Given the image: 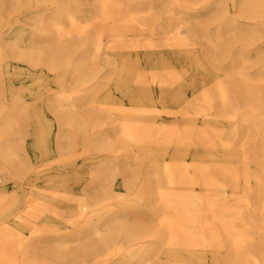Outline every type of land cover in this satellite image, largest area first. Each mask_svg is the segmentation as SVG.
<instances>
[{"label":"bare ground","instance_id":"obj_1","mask_svg":"<svg viewBox=\"0 0 264 264\" xmlns=\"http://www.w3.org/2000/svg\"><path fill=\"white\" fill-rule=\"evenodd\" d=\"M170 1L178 3L177 0ZM250 1L257 3V0ZM95 2L91 16L85 15L83 8L77 9L67 0L56 2L53 6L46 5L42 9L54 7L46 14L42 9H34L32 12H38L29 18V23L37 25L38 32L47 31L43 39L38 36V41L47 42L45 52L41 46L36 48V40L21 49L15 46L18 41L11 43L7 37L0 38V49L8 48L11 57L22 58L32 65L45 60L47 68L63 76L72 66L68 45L75 48L88 40L90 50L78 54L72 67L75 82L82 85L91 78V70L96 65L103 41L129 35L130 31H140L138 29L144 25L146 18H151L154 5L150 0ZM223 3L227 5L226 1ZM243 4L248 5V1L244 0ZM30 5L31 0H17V12ZM260 6H264V0H261ZM177 20L178 15H174L172 22ZM238 27L237 21L229 22L224 35L229 38L237 31L238 38L243 40L246 30L239 28L240 31ZM89 28L92 29L91 36L87 34ZM252 30L256 34L257 29ZM20 35L14 36L16 40ZM32 35L31 31L25 34L27 37ZM203 35L206 42L214 50L217 49V38L208 36V30H204ZM217 36L220 37V34ZM162 39L161 43L176 46V39ZM222 41L224 45L234 42L224 38ZM109 43H106L109 51L105 52L112 65L109 81L85 89L78 87L69 95L60 91L52 101L60 123L71 135L66 147L70 149V145L89 139L79 153L81 168L73 169L74 175L68 174L67 170L52 172L44 177L48 183L43 190L45 194H32L38 198H59L57 203L61 205L70 203L76 219H79L76 222L73 218L71 224L76 228L68 231L70 243L75 242L70 244V248L65 243L39 247L40 241L32 238L30 222L19 218L9 225L0 226V264H95V259L101 256L102 246L118 237L121 243L131 241L132 244L129 257L119 256L114 264L128 261L129 264H264V136L236 135L237 131H246L245 126L254 121L241 119L239 129L236 126L225 129L223 125L216 126L207 117L219 108L221 111L215 110L216 115L233 118L243 95L251 99L261 89L264 92V63L259 73L249 79L231 72L235 67L245 65L244 53L247 51L240 46L232 53L225 50L227 64L224 66L218 63L204 65L198 54L190 50H178L169 62L162 63L142 51L154 46L133 45L121 51ZM177 46L187 48L183 43ZM255 50L258 59H264V43L256 46ZM154 81L158 84V97L152 91ZM103 84L108 87L101 88ZM112 86L128 100V104L110 91ZM187 86L199 91V104L194 113H183L193 118L202 112L206 117L202 126L195 127L191 119L178 123L157 121L150 116V112L157 111V102L164 111L174 113L166 108L183 99V89ZM77 90L87 91L85 103L94 104L86 116L77 110L79 105H85L82 99L77 101ZM105 111L113 115L108 116ZM227 121H234V125L238 122L234 118ZM103 124L109 126L104 130L100 128ZM114 128L112 134L116 143L110 133ZM256 139L260 143H256ZM4 148L7 149L1 148L3 154L0 156L9 161L14 154L13 149L10 145ZM257 148L260 150L257 151ZM91 149L113 151L114 154L100 162L98 158L94 160L89 152ZM197 151L213 154V160L209 164L197 162L187 167L166 159L174 155L192 156ZM138 153L151 154L148 158L150 166L144 170V179L136 188L147 209L144 220L139 222L135 218H123L119 214L123 211H118L120 205L117 204L104 206L105 217L97 215L95 212L102 207L98 205L112 195L115 187L127 195L136 186L132 176L136 170L126 168V165L131 159L139 161ZM251 154L263 165L258 170L259 175L255 176H259V186L252 182L255 177L248 165ZM73 156L69 153L66 163L63 157L64 164L78 157ZM246 198L248 201H245ZM195 200L204 201L200 203L203 207L201 212L191 207ZM165 204L169 206L165 208ZM3 208L0 205V214L4 212ZM35 208L58 213L59 207L41 204ZM121 208L127 209L128 205ZM129 209L130 213L137 211L133 207ZM107 263H110L109 259Z\"/></svg>","mask_w":264,"mask_h":264},{"label":"rangeland","instance_id":"obj_2","mask_svg":"<svg viewBox=\"0 0 264 264\" xmlns=\"http://www.w3.org/2000/svg\"><path fill=\"white\" fill-rule=\"evenodd\" d=\"M60 1L47 0L43 2L31 0V5L28 8L17 12V0H0V38L7 37L11 43L18 41V44H15V46L21 49L26 48L30 43L34 44L36 40L34 44L36 48L38 49L41 46L45 52L47 42L44 40L38 41V36L43 39L47 31L42 30L38 32L37 25L29 23V18L38 12H32L34 9L39 10L46 5L53 6L56 2ZM67 1L75 4L77 9L83 8L82 10L87 16L93 14L96 6L95 0ZM150 1L154 3L151 10V18H146L144 25H141L142 27L138 29L140 31H130L129 35L125 34L120 38L110 39L108 42L107 40L103 41L104 43L100 46V51L98 52L96 65L91 70V78L82 85H78L75 82L72 67L78 59V54L90 50V44L87 39V41L85 40L86 42L77 44L75 48L68 45L72 66L65 71L63 76L47 68L44 64L45 60H42L36 65H32L22 58L16 59L11 57L8 48L0 49V147L7 149L4 147L10 145L14 152L9 161H4L0 156V191H2L0 205L4 206V212L0 214V226L9 225L12 221L23 218L30 222L32 226L30 230L32 238L40 241L38 244L39 247H44L43 245L55 247V244L65 243L66 247L70 248V244L75 242L70 243L71 240L69 239L68 231L76 228L71 224L73 218H75L76 222L79 219H76L77 216H75L76 214L73 208H70V203L61 205L57 203L60 201L59 198H38L34 195L38 193L41 195L45 194L43 190H46L48 183L44 177L51 175L52 172L67 170L68 174L74 175L72 170L81 168L79 162L81 157L79 153L84 150L83 145L85 148L86 140L89 139H86L84 143L79 141L78 143L72 142L74 146L70 145V149L66 147L69 143L68 140H71L68 137H71V135L60 123L52 107V101L54 100V96L59 94L60 91H66V95H69V92L78 89V87L85 89L90 85L93 86L94 84L109 81L112 65L105 53L107 50L109 51L106 43L110 42L109 45L111 47L113 46L121 51L127 48L129 49L133 45L154 46L142 51L162 63L169 62L172 56L178 54V50L181 52L190 50L198 54L200 61L204 65L218 63V65L221 64L224 66L227 64L225 50L228 49L226 51L232 53L233 49L235 50L240 46L247 51L244 53V57L246 58L245 65L237 66L231 72L235 75L240 74V77L252 79L261 70V64L264 63V59H258V55L254 53L256 51L255 47L264 43V6H260L261 0H257L256 4H252L250 0H247L248 5L246 6L243 4L244 0H224L227 2V5L223 3V0H206L207 2L177 0V4L170 0ZM53 8L42 9L41 11H44L43 14H46V11H51ZM144 8H147V6ZM174 15H178V20L175 23L172 22ZM233 20L237 21L239 25L238 29L246 30V36L243 40L238 38L239 34L237 35V31H235L234 36L229 38L224 35L225 30H227L226 26ZM253 28L257 29L256 34L252 30ZM204 30H208V36H211V38H217L219 42L217 49L214 50L206 42L203 37ZM30 31L33 32V37L25 36ZM91 32L92 29L89 28L87 31L88 36H91ZM19 33L22 35L16 40L14 36H17ZM218 33L220 37L217 36ZM241 35L244 36V33ZM165 37L168 39H176V46L161 43L162 38ZM31 38L33 39L30 40ZM223 38L224 40L233 39L234 42L231 45H224ZM180 43L185 44L187 48L182 47V50L178 48L177 45ZM209 51L211 54H209ZM234 78L237 77L234 76ZM59 79H62L61 82H59ZM106 87L108 86L104 84L101 86L103 89ZM77 91V101H81L82 99L85 104L79 105L77 110L82 112L83 116H86L87 112L92 111L94 104L93 102L90 104L85 103L87 102L84 100L87 96V91ZM110 91L118 99L124 100L128 104V100L122 97L116 88L112 86ZM152 91L154 96L158 97L159 88L155 81L152 83ZM198 92L193 91L187 86L183 89V99L177 103L170 104L166 108L167 110H173L174 113L164 111L160 103L157 102V111L150 112V116L154 117L157 121H175L178 123L191 119L195 127H200L206 119L205 115L201 114L202 112L194 115L195 117L193 118H189L183 113H194V108L199 104L197 98L199 96ZM263 97L264 92L262 89L256 93L255 98L246 99L245 95H243V98L238 102V108L234 110L235 116L233 118L238 121L235 125L233 124L234 121L232 123L227 121L233 118H222L215 114V110L221 111L219 108L211 111L213 114L207 117L216 126L221 127L223 125L225 129L229 126H236L239 129L241 119L254 121L255 123H248L245 126L248 130H246L247 133H245V130H240L236 132V135L264 136ZM105 112L108 116L113 115L109 111ZM108 126L109 124H103L100 128H104L105 130ZM242 128L244 129V127ZM114 130L115 128L110 132L112 135L111 139L115 137L112 134ZM91 132L92 130L89 132V135L92 134ZM113 142L116 143L114 139ZM255 142L260 143V140L256 139ZM1 148L0 155L3 154ZM258 150L260 149L257 148ZM89 152L94 160L98 158L100 162L111 158L114 154L113 151H96L94 149H91ZM69 153H73V157H78H72L73 159L69 164H64L63 157L66 158V163L69 159ZM117 154L119 153L117 152ZM150 155V153H138L136 156L140 159L139 161L132 159L129 161L130 163L126 165V168L136 170L132 175L136 186L127 195L115 187L112 195L108 196L105 201L98 205L102 207H99L98 211L95 212L97 215L105 217L104 206L117 204L120 207L114 208H117L119 212L123 211V214L119 213L123 218H135L139 222L144 220L147 209H145L141 196L136 193V188L144 179V170L150 166L148 160ZM166 159H170V161L175 160L181 165L191 167L192 165H196L197 162L200 164H209L213 160V154H205L197 151L192 156L174 155L167 156ZM248 165L251 173L254 175L253 177L259 175L258 170L263 168L260 159L255 158L252 154L249 156ZM252 182L259 186V176L253 178ZM157 189L159 190V188ZM245 201H248V199L246 198ZM202 202L204 201L195 200L192 202L191 207L201 212L203 207L200 203ZM41 204H46L47 207L52 205L59 207L57 210L58 213L50 212L48 209L35 208V206ZM123 205H128V208L123 210L121 208ZM247 205L249 206L248 203ZM168 206L169 204H165V208ZM129 207H133L137 211L130 213ZM108 225L111 226V222ZM55 230L57 233L53 232ZM62 240L66 242H61ZM131 244V241L121 243V238H116L114 242L111 241V243L102 246L101 256L95 259V264H106L108 259L111 264H114L115 259L119 256L128 258ZM120 264H129V261Z\"/></svg>","mask_w":264,"mask_h":264}]
</instances>
